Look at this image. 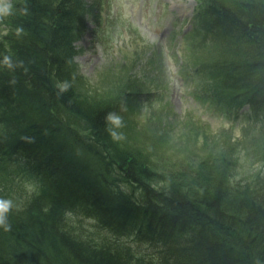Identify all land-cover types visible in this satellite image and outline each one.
I'll use <instances>...</instances> for the list:
<instances>
[{"label":"trees","instance_id":"16d2710c","mask_svg":"<svg viewBox=\"0 0 264 264\" xmlns=\"http://www.w3.org/2000/svg\"><path fill=\"white\" fill-rule=\"evenodd\" d=\"M25 3L29 14L21 15ZM12 4L13 15L0 21L8 31L0 61L11 55L28 71L0 64V197L11 199L20 177L38 186L14 202L11 230L0 227V264H264V169L232 181L230 163L215 158L186 166L179 178L159 173L107 132L114 98L76 88L82 0ZM197 7L203 38L223 53L212 65L209 97L237 113L248 108L264 124V0ZM64 80L72 87L58 95ZM75 211L107 234L129 236L136 251L73 234L65 214Z\"/></svg>","mask_w":264,"mask_h":264},{"label":"rangeland","instance_id":"374dc122","mask_svg":"<svg viewBox=\"0 0 264 264\" xmlns=\"http://www.w3.org/2000/svg\"><path fill=\"white\" fill-rule=\"evenodd\" d=\"M83 1L75 85L82 95L111 96L118 103L125 124L118 130L124 134L118 141L122 148L161 174L177 172V178L205 159L229 162L232 181L264 169V124L248 115V108L231 111L206 91L212 65L223 53L219 43L203 38L193 13L196 0ZM37 186L20 177L11 199L24 200ZM65 219L73 234L136 251L129 236L103 232L81 211Z\"/></svg>","mask_w":264,"mask_h":264},{"label":"clouds","instance_id":"9594fccd","mask_svg":"<svg viewBox=\"0 0 264 264\" xmlns=\"http://www.w3.org/2000/svg\"><path fill=\"white\" fill-rule=\"evenodd\" d=\"M19 12L21 15H28L29 8L25 3L22 7L19 8ZM13 15V4L12 0H0V21L5 18ZM25 34L24 27L18 26L15 28V35L19 38ZM2 36H7L8 31L5 30L3 33H0ZM4 67L9 70H15L16 68H23L25 72L28 71L27 67L24 65L22 60H14L11 55L5 54L3 56V60L0 61ZM10 83L15 84L16 81L13 79ZM72 87L71 82L68 80L60 81L57 83L56 88L58 89L57 94L62 95L63 93L69 91ZM106 130L114 141H119L124 139V134L119 129H122L124 124L123 117L117 113L109 111L106 113L105 117ZM14 207V202L10 198L0 197V227L4 229V231L11 230V224L8 220V215L12 211ZM256 264H261V261L257 260Z\"/></svg>","mask_w":264,"mask_h":264}]
</instances>
